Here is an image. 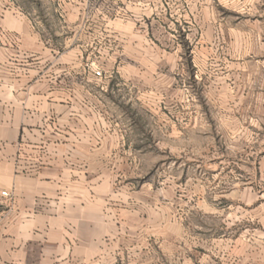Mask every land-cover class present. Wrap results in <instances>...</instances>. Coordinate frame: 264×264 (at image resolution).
<instances>
[{
    "label": "rangeland",
    "instance_id": "rangeland-1",
    "mask_svg": "<svg viewBox=\"0 0 264 264\" xmlns=\"http://www.w3.org/2000/svg\"><path fill=\"white\" fill-rule=\"evenodd\" d=\"M188 1L187 13L133 15L127 41L108 29L84 66L107 142L69 163L106 183L119 264L194 262L264 234V0ZM8 2L60 30L54 13L85 11L84 0Z\"/></svg>",
    "mask_w": 264,
    "mask_h": 264
},
{
    "label": "crops",
    "instance_id": "crops-1",
    "mask_svg": "<svg viewBox=\"0 0 264 264\" xmlns=\"http://www.w3.org/2000/svg\"><path fill=\"white\" fill-rule=\"evenodd\" d=\"M8 1L0 0V264H119L123 235L109 217L106 183L69 163L107 142L84 66L102 55L108 29L127 41L133 15L187 13L189 1L84 0L82 13H54L61 30L33 25ZM239 244L197 250L183 264H264L263 233Z\"/></svg>",
    "mask_w": 264,
    "mask_h": 264
},
{
    "label": "built area",
    "instance_id": "built-area-1",
    "mask_svg": "<svg viewBox=\"0 0 264 264\" xmlns=\"http://www.w3.org/2000/svg\"><path fill=\"white\" fill-rule=\"evenodd\" d=\"M96 76H100V73H99V72H97V73H96ZM3 195H5V193H3Z\"/></svg>",
    "mask_w": 264,
    "mask_h": 264
}]
</instances>
